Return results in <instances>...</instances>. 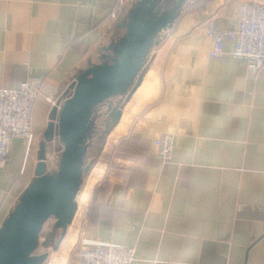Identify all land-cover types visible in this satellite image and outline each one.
Wrapping results in <instances>:
<instances>
[{"label":"crops","instance_id":"1","mask_svg":"<svg viewBox=\"0 0 264 264\" xmlns=\"http://www.w3.org/2000/svg\"><path fill=\"white\" fill-rule=\"evenodd\" d=\"M117 1L0 0V88L27 79L39 87L34 132L50 119L46 98L62 102L123 34L117 25L136 0L113 21ZM243 1L186 0L162 33L141 85L117 101L110 186L84 208L72 246L134 247L133 264H264V67L252 74L230 42L222 59H210L206 35L209 26L234 30ZM166 133L174 147L162 163L154 142ZM36 153L12 140L0 169V226L34 177Z\"/></svg>","mask_w":264,"mask_h":264},{"label":"water","instance_id":"2","mask_svg":"<svg viewBox=\"0 0 264 264\" xmlns=\"http://www.w3.org/2000/svg\"><path fill=\"white\" fill-rule=\"evenodd\" d=\"M186 0H136L125 19L117 25L123 34L102 50L100 61L80 72L53 107L38 142L34 177L0 226V264H44L49 254H35L43 225L54 219L63 241L77 213V195L86 164L89 143L96 134L97 110L118 98L127 102L143 80L151 50L163 32L179 18ZM122 106L109 108L105 126L120 120ZM55 137L62 145L58 168L49 173L46 148ZM54 233V232H53ZM53 237V234H52Z\"/></svg>","mask_w":264,"mask_h":264},{"label":"built area","instance_id":"3","mask_svg":"<svg viewBox=\"0 0 264 264\" xmlns=\"http://www.w3.org/2000/svg\"><path fill=\"white\" fill-rule=\"evenodd\" d=\"M125 7V0H118L110 19L118 20ZM206 35L213 41L208 56L213 60L222 59L226 52L225 42L232 44L230 54L246 63L247 69L256 75L264 67V1L244 0L237 12L236 28L220 31L209 26ZM39 87L27 79L16 88H0V169L6 165L12 140L24 142L27 154L34 145L33 115L40 97ZM51 110L59 105L57 100L46 98ZM157 158L167 163L172 158L173 139L169 134L155 141ZM135 248L112 244H98L90 248L80 245L78 264H133Z\"/></svg>","mask_w":264,"mask_h":264},{"label":"rangeland","instance_id":"4","mask_svg":"<svg viewBox=\"0 0 264 264\" xmlns=\"http://www.w3.org/2000/svg\"><path fill=\"white\" fill-rule=\"evenodd\" d=\"M161 38H162V34L160 36L159 43ZM152 50L150 52L146 67L149 64ZM117 101H119L118 98H113L110 102H107L106 104L100 106L99 109L97 110L96 134L93 136L92 140L89 143V147L86 153V160H85L86 164H88L90 161H93V164L89 172L83 175L81 187L76 199L78 205L77 213L75 215V218L73 219V222L69 226V230L67 231L68 236H65L66 238L63 241L61 247H59L60 245L56 246L55 244L56 240L59 238L60 235V231L53 230V225L55 220L49 219L42 227V231L39 236V246L35 251V254H43V253L49 254L48 259L44 264H76L77 263L78 250L80 248V245L74 244L72 246V240H74L72 237L77 236L79 230V222L84 208L89 203H91V201L93 202L96 200V198L99 196L98 195L99 191L101 192L108 190L110 186L109 177L112 175V171L116 165V156L118 155V152L114 151L115 146L114 148H112L114 145V140L111 139H109V141L107 140L108 133L112 128L105 126L106 123L104 122L105 119L104 114H105V110H107L106 108L109 109L113 105L114 106L119 105ZM42 134L43 133H41V130L39 131V133L34 132L35 148L38 147V142L42 139ZM169 135L173 139L172 134ZM61 152H62V145L60 144L58 137H55L54 140L51 143H49L46 148L47 169L49 173H53L57 170ZM156 152H157V148H156ZM104 169L106 171H104ZM100 170H102L103 173H100ZM101 174L102 177L98 181ZM94 181H98V182L94 183ZM69 245L70 247L72 246L71 249L70 247L67 248V246Z\"/></svg>","mask_w":264,"mask_h":264},{"label":"trees","instance_id":"5","mask_svg":"<svg viewBox=\"0 0 264 264\" xmlns=\"http://www.w3.org/2000/svg\"><path fill=\"white\" fill-rule=\"evenodd\" d=\"M145 69H146V68H145ZM30 171H31V168H30V162H29V160H28V163H27L26 166L24 167L23 174H22V176H23V178L25 179V181L28 180ZM101 192H103V191H101ZM101 192L99 191V193H101ZM104 192H105V191H104ZM99 193H98V194H99ZM78 252H79V250H78Z\"/></svg>","mask_w":264,"mask_h":264},{"label":"bare ground","instance_id":"6","mask_svg":"<svg viewBox=\"0 0 264 264\" xmlns=\"http://www.w3.org/2000/svg\"><path fill=\"white\" fill-rule=\"evenodd\" d=\"M75 218V217H74Z\"/></svg>","mask_w":264,"mask_h":264}]
</instances>
